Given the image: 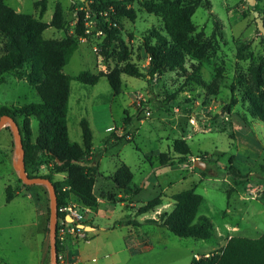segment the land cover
<instances>
[{"label": "rangeland", "instance_id": "1", "mask_svg": "<svg viewBox=\"0 0 264 264\" xmlns=\"http://www.w3.org/2000/svg\"><path fill=\"white\" fill-rule=\"evenodd\" d=\"M36 1L7 0V4L19 13L38 16ZM143 1L138 0L132 6L137 11L134 22L121 19L120 37L128 47L129 62L146 76L122 75L121 93L111 99L106 79L94 87L72 82L70 138L81 142L79 123L88 119L94 147L104 152L94 187L101 198L92 216L94 231L88 232V240L79 246L83 264H191L193 254L218 253L233 237L258 239L264 235V123L252 115L250 103L245 99L246 89L251 87L250 69L264 59V34L258 23L263 22L264 26V2L254 0L251 7L249 0H202L192 18L193 55L187 57L186 70L151 77L149 58L143 51L144 38L152 29L162 34L165 30L162 18L141 7ZM58 3L66 13L67 31L72 33L75 10L86 11V0H48L43 21L51 22ZM86 21L88 38L82 40L64 73L72 77L82 71L109 74L123 67L118 59L119 46L113 44L104 58L105 35H99V25L88 13ZM65 36V31L54 28L44 33L51 40ZM241 45L246 53L242 61L237 58ZM233 97L236 106H231ZM40 102L37 92L20 74L7 75L0 85V107ZM22 121L19 118L20 124ZM6 127L7 132L0 133V263L42 264L44 224L45 244L50 253L49 231L46 232L50 227L49 190L43 185L25 187L21 182L15 170L14 138L9 125ZM31 128L35 140L39 131L36 118L31 119ZM238 132L251 133L256 139L261 147L256 158H248L238 147ZM176 140H185L191 149L183 164L173 149ZM250 148L254 150L253 145H247ZM163 154L174 159L175 165L161 166L159 158ZM231 161L247 176L242 186H236L227 173ZM42 162L39 168L31 170L32 175L49 173L51 163L45 156ZM195 162L205 163L204 171L209 174L203 176ZM121 163L133 172V185L139 187L136 194L127 195L118 189L113 175L108 174L116 172L115 166ZM8 186L20 192L11 203L6 202ZM191 188L204 197L198 218L206 216L212 221L214 235L210 240L179 238L145 222L170 213L173 195ZM155 198L162 199L161 207L136 216L138 209ZM126 219H137L143 223L142 227L134 230L118 224ZM130 231L132 235L136 233L132 238L140 245L138 249L127 247L125 237Z\"/></svg>", "mask_w": 264, "mask_h": 264}, {"label": "trees", "instance_id": "2", "mask_svg": "<svg viewBox=\"0 0 264 264\" xmlns=\"http://www.w3.org/2000/svg\"><path fill=\"white\" fill-rule=\"evenodd\" d=\"M138 0H86V11L75 10V27L72 33L67 31L66 13L61 4L55 5L51 22L43 21L48 9V0H38L34 8L39 15L18 13L0 0V84L9 74H20L27 84L40 97V103H30L20 107H0V118L9 116L20 125L25 149L26 172L30 178L49 179L57 193L58 209L75 197L85 207L97 209L100 201L94 194V187L99 175L100 158L103 151L93 152L94 133L91 122L83 118L80 123L81 142L72 141L69 133L70 97L72 82H79L84 87H94L106 79L111 88L110 99L121 93V76L128 75L143 78L146 75L129 62V51L121 36V19L136 20L137 11L132 8ZM263 3L264 0H257ZM202 0H145L141 7L163 19L165 34L152 29L144 38L143 51L149 58V76L166 72H184L187 57L193 55L191 36L195 32L192 18L200 7ZM257 10V6L255 7ZM87 13L97 21L105 35L102 54L107 58L111 46H119L118 59L123 67L115 68L109 74H93L82 71L72 77L64 73L83 39L88 38L86 27ZM264 21V20H263ZM54 28L65 31L61 40L44 37L46 30ZM237 58H246L245 48H238ZM251 87L246 89V101H249L252 115L264 123V59L250 69ZM233 97L231 106H236ZM19 118H23L20 124ZM31 118L39 122L38 136L33 140ZM128 122V121H125ZM127 124V123H126ZM9 128V127H8ZM120 141L121 139H118ZM113 146L116 143L111 144ZM108 146H110L108 144ZM107 146V147H108ZM112 146V147H113ZM106 147V148H107ZM174 152L179 156V163L186 162L191 149L185 140H176ZM43 156L51 163L48 174H31L32 169L44 163ZM160 165H175L174 159L165 154L159 158ZM47 162V163H48ZM227 168L228 175L236 186H242L247 179L240 173L232 161ZM46 164V163H45ZM207 171H202L207 176ZM62 176L61 180L55 179ZM241 178L236 181L235 178ZM115 186L127 195L136 194L139 187L133 185L134 175L130 167L121 163L112 177ZM245 180V181H244ZM22 182V181H21ZM25 186V185H24ZM39 186V185H32ZM28 187V186H25ZM10 186L6 188V202L11 203L17 196ZM173 210L162 213L159 220H146L165 229L172 235L183 239L210 240L214 233L212 221L206 217L198 218L204 197L194 188L179 192L172 197ZM163 205L161 198L149 201L137 210L140 217L155 211ZM60 227L65 218L58 211ZM120 226L139 229L142 222L135 220L119 221ZM49 229H46V232ZM59 252V246L57 247ZM213 260L204 264H264V235L258 239L233 237ZM191 264H194L192 260Z\"/></svg>", "mask_w": 264, "mask_h": 264}, {"label": "built area", "instance_id": "3", "mask_svg": "<svg viewBox=\"0 0 264 264\" xmlns=\"http://www.w3.org/2000/svg\"><path fill=\"white\" fill-rule=\"evenodd\" d=\"M101 34L103 33L100 32L99 35ZM58 211L65 218L60 221V227L57 229L58 264H83L79 259L72 260L69 253L72 249L79 247L82 242L88 240V232L80 228V226L87 227L92 225L94 210L83 206L78 200H70L65 205H62ZM69 218L72 219L71 222L68 221ZM220 251L218 253H195L192 260L194 264H204L213 260L216 255H221Z\"/></svg>", "mask_w": 264, "mask_h": 264}, {"label": "water", "instance_id": "4", "mask_svg": "<svg viewBox=\"0 0 264 264\" xmlns=\"http://www.w3.org/2000/svg\"><path fill=\"white\" fill-rule=\"evenodd\" d=\"M250 6L254 7L255 3L254 0H249ZM258 16V13H256V17ZM259 29L264 34V26L263 22H259ZM9 125L12 135L14 138V145L16 149V155H17V161L15 164V170L19 173L20 180L26 185V186H32V185H43L46 186L49 190L50 194V227H49V237H50V253H51V264H58L57 259V229H58V222H59V216H58V203H57V193L56 189L53 185V183L46 178H30L26 172V164H25V149L23 144V136L21 133L20 125L18 122H16L13 118L9 116H4L0 118V131L1 129ZM195 165L199 167L202 171L206 169V165L203 162H195ZM69 222L72 221V219H68ZM80 228L89 231H94L93 227L90 226H80Z\"/></svg>", "mask_w": 264, "mask_h": 264}, {"label": "crops", "instance_id": "5", "mask_svg": "<svg viewBox=\"0 0 264 264\" xmlns=\"http://www.w3.org/2000/svg\"><path fill=\"white\" fill-rule=\"evenodd\" d=\"M5 2H6V4H7V0H5ZM8 5V4H7ZM9 6V5H8ZM12 8V7H11ZM14 9V8H13ZM16 12H18L19 13V10L18 9H14ZM6 78V77H5ZM5 82H3L2 84H4ZM2 84H0V85H2ZM32 119V118H31ZM7 127L6 126H4L2 129H1V131H0V133L1 132H3V131H6L7 132ZM69 133H70V125H69ZM11 134V133H10ZM38 136V135H37ZM37 136L35 137V139L37 138ZM236 143H237V145H238V147H240V149H242L243 150V153L245 154V155H247L248 156V158H256L257 157V151H258V149H261V147H260V145L258 144V142L256 141V139L251 135V133H245V134H243V133H240V132H238V133H236ZM247 145H250V146H252L253 145V147H254V150H251V148L250 149H247ZM93 152L95 153V152H98V150L94 147V150H93ZM103 154H104V152H103ZM106 154H107V152H106ZM246 166H248V165H246ZM116 167V170L115 171H117V169H118V165H116L115 166ZM108 174H111V175H114L115 174V172L114 173H108ZM58 177H62V176H57V178ZM97 180V179H96ZM237 193H239L240 194V191H236ZM20 194V192H18V194L17 195H19ZM94 194L96 195V193L94 192ZM97 196V195H96ZM240 197L241 198H244V196H242V194H240ZM97 198H98V200L100 201V204H101V198L99 197V196H97ZM98 209V208H97ZM93 210H95L96 211V209H93ZM90 227H93V223H92V225L90 226ZM135 230V229H134ZM43 232H44V244H43V246H44V254H45V257H44V263H42V264H50V253H49V251H48V249H47V247H46V244H45V224H44V228H43ZM90 232V231H89ZM136 235V233H134L133 235L131 234V231L129 232V235H127L126 237H125V240H126V242H127V247L128 246H131L132 248H129L130 250L132 249V250H135V249H138V247L140 246L139 244H137V242H136V240H134L132 237H134ZM48 255H49V259H48ZM69 255H70V258L72 259V260H81L82 261V259H81V256H80V254H79V247H77V248H74V249H72L71 251H70V253H69ZM1 264V263H0Z\"/></svg>", "mask_w": 264, "mask_h": 264}]
</instances>
